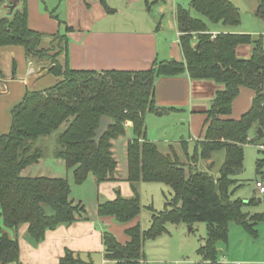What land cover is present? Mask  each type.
<instances>
[{"label": "trees", "instance_id": "16d2710c", "mask_svg": "<svg viewBox=\"0 0 264 264\" xmlns=\"http://www.w3.org/2000/svg\"><path fill=\"white\" fill-rule=\"evenodd\" d=\"M3 3L0 0V7ZM192 7L213 24L238 26L241 23L238 9L228 0H192ZM259 14L264 18V0ZM177 24L184 64L168 62L143 72L95 73L76 71L68 64L62 66L56 61L59 53L42 49L44 35L29 27L26 7L11 18H0V47L23 46L38 61L53 63L50 72L62 79L47 90L28 92L12 112L10 133L0 136V264H23L18 239L22 226H28L29 239L38 244L45 240L48 231L72 225L85 211L71 201V185L67 179L22 175L44 157L37 142L65 124L66 130L58 135L55 157L73 171L77 185L84 184L90 175L99 183L114 179L118 162L113 142L126 137V126L132 124L127 159L128 182L135 197L126 199L118 195L114 201L101 203L99 216L113 217L121 224L138 217L141 202L135 185L139 182L161 183L173 190L172 200L166 203L164 211L153 214L148 230L142 232L139 225L127 230L130 243L122 245L114 235L105 232V256L114 264H139L144 258V243L166 234L167 224H206L208 236L198 254L210 264H218L217 244L228 241L231 223L243 226L251 235L256 234L255 226L264 221V215L249 217L244 212L247 204L240 199L233 200L230 189L243 163V147L254 130L262 128L264 132V41L261 37L240 34L213 37L203 21L192 18L183 8L177 11ZM53 38L58 41L60 53H64L66 37ZM241 45L253 46L250 59L238 57L237 48ZM184 71L193 80H212L224 86L209 111L205 141L197 146L200 153L195 154L209 160L213 152H226L218 178L198 170L196 165L188 167L187 172V166L163 155L146 137L147 114L164 112L155 104L156 79ZM241 87L254 90L256 95L251 109L239 120H232L228 116ZM102 117L111 118L114 126L98 146L93 139ZM258 163L260 172L263 161ZM60 264L86 263L67 251Z\"/></svg>", "mask_w": 264, "mask_h": 264}, {"label": "crops", "instance_id": "0c3cea01", "mask_svg": "<svg viewBox=\"0 0 264 264\" xmlns=\"http://www.w3.org/2000/svg\"><path fill=\"white\" fill-rule=\"evenodd\" d=\"M11 1L16 4V0ZM11 1L4 0L0 7V18H11L26 7L31 30L44 36L66 37L68 43L64 53H60L58 41L54 39H47V42L43 39L41 48L59 53L56 61L62 66L68 64L73 70L95 73L143 72L168 62L185 63L181 32L177 24V11L181 7L174 9L175 31L170 36L156 24L132 27L127 24L130 21L125 23L118 20L120 10L113 7L110 0H105V3L102 0H19V4L10 11L7 6ZM260 4L261 0L255 12L256 21H260L256 22L259 27L255 31L240 29L242 15L236 6L241 16L238 26L213 24L202 15L201 18H195L189 13L192 18L203 21L213 37L220 34H240L261 37L264 41V26L261 24L264 23V18L259 14ZM196 42L197 35L194 44ZM252 54L253 46L241 45L237 48V55L241 59H250ZM52 67L53 63L38 61L30 56L23 46L0 47V136L10 133L12 112L23 102L28 92L47 90L62 80L50 72ZM223 88V85L212 80H193L187 71L174 76L158 77L155 82V104L164 112L162 115L147 114V140L156 144L163 155L178 159L187 167L192 164L199 166L203 159L197 157L200 153V150L197 152V145L205 141L209 111L217 93ZM255 95L254 90L241 87L228 118L239 120L251 109ZM258 129L252 134L257 135ZM126 131V137L113 142L118 168L112 181L99 183L90 175L84 184L77 185L73 171L67 169L63 160L55 157L54 149L49 156L44 152V157L38 163L22 172L24 177L67 179L71 185V201L85 210L72 225L48 231L45 240L38 244L29 239L28 226H22L18 231V239L23 264H60L67 251L75 253L86 264H114L105 256V232L111 233L120 244L126 245L131 242L127 230L137 225L141 227V213L126 224L117 222L113 217H101L98 213L101 203L114 201L118 195L126 199L135 197V191L128 182L127 145L133 135L131 123L126 126ZM252 134L249 139L253 138ZM49 145V142H44L45 148ZM217 152L225 151L213 152L209 160H204L209 161L210 167L214 164L212 159ZM140 183L144 182L135 185L139 197ZM262 202L259 199V203ZM237 227L240 228L232 230L230 225L228 241L217 244V263L264 264V221L256 224L255 235H251L241 225ZM144 231L146 230H142ZM8 233L14 235L13 231ZM205 239L197 245V254ZM148 242L150 241L143 245L144 258L139 264H197V261L190 259L174 263L164 256H146L144 248ZM202 263L210 264L203 260Z\"/></svg>", "mask_w": 264, "mask_h": 264}, {"label": "rangeland", "instance_id": "374dc122", "mask_svg": "<svg viewBox=\"0 0 264 264\" xmlns=\"http://www.w3.org/2000/svg\"><path fill=\"white\" fill-rule=\"evenodd\" d=\"M10 1V0H8ZM111 5L119 9L117 15L118 20L127 23L132 27H138L139 24L146 25L147 23L156 24L161 27L163 32L173 33L174 29V9L183 8L188 10L195 18L202 16L196 12L191 6L192 0H110ZM136 1V2H135ZM236 7L240 9L242 15L241 30L255 31L258 25L255 19V12L259 5V0H230ZM259 24V23H258ZM264 26V23H261ZM263 29V28H260ZM171 36V34H170ZM47 39H54L51 36H44L45 42ZM52 43L50 44L51 47ZM52 54V52H51ZM55 54V53H54ZM48 62V61H46ZM67 124L49 137L41 138L37 142L47 156L58 148V135L67 128ZM255 132V130H254ZM253 132V133H254ZM247 145L243 147V163L237 174L233 177L234 183L231 186V195L233 200H243L247 206L244 212L253 217L255 215L264 214V196H260V190L256 188L257 182L264 183V139L257 140L256 134H252ZM44 142H49V146H44ZM199 144V143H198ZM198 146V145H197ZM263 161L261 171L258 170V162ZM184 162V161H183ZM212 167L209 161L200 160L199 166L196 168L202 172H208L215 178L220 177V170L225 162V152H217L214 154ZM195 168L192 166H189ZM188 172V167H186ZM210 168V169H209ZM240 170V172H238ZM138 191L141 197V228L147 230L150 227L152 215L165 210V205L173 198V190L171 187L161 183H140ZM262 199V203H259ZM252 202L251 204H249ZM153 210V211H150ZM232 230L238 225L230 224ZM25 226V225H24ZM27 226V225H26ZM168 232L154 241L146 243L144 248L146 256H164L170 261H197V264H203L202 259L197 254V245L203 241L208 235V226L204 223L188 224H167ZM233 235L234 232H233ZM239 239V236H237Z\"/></svg>", "mask_w": 264, "mask_h": 264}, {"label": "water", "instance_id": "95a60500", "mask_svg": "<svg viewBox=\"0 0 264 264\" xmlns=\"http://www.w3.org/2000/svg\"><path fill=\"white\" fill-rule=\"evenodd\" d=\"M18 4H19V0H16V4H15V2L11 1V2H9L7 9L12 11ZM113 126H114V121L111 118L102 117L100 120L99 128L95 131V137H94L93 141L99 146L103 137L109 132L110 128ZM257 136H258L259 140L264 139V132H263L262 128H259L257 130ZM238 172H240V170Z\"/></svg>", "mask_w": 264, "mask_h": 264}, {"label": "built area", "instance_id": "2783aa9c", "mask_svg": "<svg viewBox=\"0 0 264 264\" xmlns=\"http://www.w3.org/2000/svg\"><path fill=\"white\" fill-rule=\"evenodd\" d=\"M249 140H250V139H249ZM261 148L264 149L263 146H262ZM256 187L260 190V194H261L262 196H264V183H262V182H257V183H256ZM238 264H240V263H238Z\"/></svg>", "mask_w": 264, "mask_h": 264}]
</instances>
